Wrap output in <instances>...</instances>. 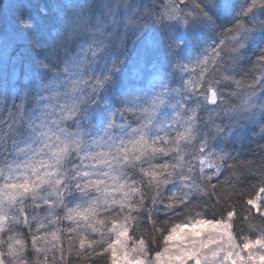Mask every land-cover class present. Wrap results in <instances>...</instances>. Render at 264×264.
I'll list each match as a JSON object with an SVG mask.
<instances>
[{"label":"clouds","instance_id":"clouds-1","mask_svg":"<svg viewBox=\"0 0 264 264\" xmlns=\"http://www.w3.org/2000/svg\"><path fill=\"white\" fill-rule=\"evenodd\" d=\"M0 264H264V0H0Z\"/></svg>","mask_w":264,"mask_h":264}]
</instances>
